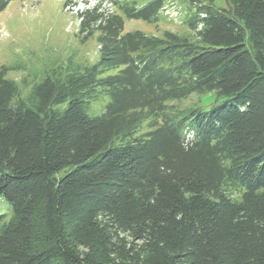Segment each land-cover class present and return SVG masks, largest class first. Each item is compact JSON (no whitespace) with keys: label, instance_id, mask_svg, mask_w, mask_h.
Listing matches in <instances>:
<instances>
[{"label":"trees","instance_id":"trees-1","mask_svg":"<svg viewBox=\"0 0 264 264\" xmlns=\"http://www.w3.org/2000/svg\"><path fill=\"white\" fill-rule=\"evenodd\" d=\"M199 1L193 39L124 31L165 0L85 9L97 62L26 97L0 67V264H264V0Z\"/></svg>","mask_w":264,"mask_h":264},{"label":"rangeland","instance_id":"rangeland-1","mask_svg":"<svg viewBox=\"0 0 264 264\" xmlns=\"http://www.w3.org/2000/svg\"><path fill=\"white\" fill-rule=\"evenodd\" d=\"M109 2L110 0H11L0 11V67H9L6 77L20 86L23 97L29 94L33 83L52 68L64 67L68 61L82 64L97 62L98 32L83 38V34L78 31L79 14L97 3L103 8ZM201 3L199 0H165L158 21L147 23L125 19L124 31L138 29L147 35L161 36L167 30L193 39V34L184 21L188 9L192 10L196 4ZM212 5L218 9L228 7L226 0H214ZM106 100L105 96L100 95L92 104L93 111L99 113ZM220 101L221 99L217 101L212 92L192 94L186 99L170 103L180 109L202 103L205 108L210 109L215 102ZM141 131H146L145 125ZM62 173L63 171L60 175ZM0 213H5L8 217L11 213L2 200Z\"/></svg>","mask_w":264,"mask_h":264}]
</instances>
